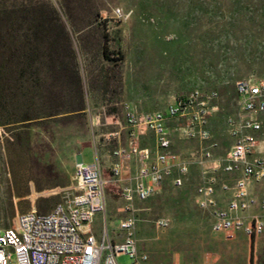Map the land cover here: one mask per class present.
<instances>
[{
    "label": "rangeland",
    "instance_id": "obj_1",
    "mask_svg": "<svg viewBox=\"0 0 264 264\" xmlns=\"http://www.w3.org/2000/svg\"><path fill=\"white\" fill-rule=\"evenodd\" d=\"M249 77L264 79V0H0V227L33 207L50 212L72 193L78 162L96 153L111 160L126 146L128 107L164 111L179 96L217 91L211 129L224 155L236 83ZM199 180L195 169L185 188L165 186L136 204V237L151 264H251L252 256L264 264V231L212 232L195 203ZM257 192L262 200L264 187ZM124 206L108 198L113 227L129 216ZM160 218L170 227L158 229ZM103 225L98 218L95 229Z\"/></svg>",
    "mask_w": 264,
    "mask_h": 264
},
{
    "label": "built area",
    "instance_id": "obj_2",
    "mask_svg": "<svg viewBox=\"0 0 264 264\" xmlns=\"http://www.w3.org/2000/svg\"><path fill=\"white\" fill-rule=\"evenodd\" d=\"M114 14L125 17L121 9ZM220 101L217 91L196 90L175 98L164 111L128 107L130 142L115 150L111 167L105 168L98 153L91 164L81 160L65 201L46 214L33 207L18 213L11 228L0 227V264H120L124 256L132 264H146L150 257L139 250L136 237V203L154 198L165 186L185 188L195 169L200 175L195 203L212 232L228 239L242 231L257 237L264 231V216L251 212L257 206L264 211V198L252 193L264 187V79L236 83L235 112L225 128L232 145L224 155H217L219 143L211 129ZM182 142L199 147L177 151ZM134 162L138 168L128 183ZM112 194L125 203L120 211L129 214L118 226L121 242L112 237L107 221ZM98 216L105 218L99 237L93 229ZM156 227L166 230L170 220L160 218Z\"/></svg>",
    "mask_w": 264,
    "mask_h": 264
},
{
    "label": "crops",
    "instance_id": "obj_3",
    "mask_svg": "<svg viewBox=\"0 0 264 264\" xmlns=\"http://www.w3.org/2000/svg\"><path fill=\"white\" fill-rule=\"evenodd\" d=\"M226 134H227V132H226ZM227 136H228V134H227ZM228 137H229V136H228ZM229 138H230V137H229ZM231 141H232V140H231ZM129 142H130L129 135H127V144H126V146L129 144ZM230 147H231V146H230ZM99 155H100V157H101L102 160H103V163H104V165H105V168H106V169H109V168L111 167L113 161L115 160V158L112 157V156H110V159H111V160H106V159H105L106 156H104V155L101 154V153H99ZM134 163H135V162H134ZM134 163H133V170H132V172H131L130 174H128V176L131 177L129 181H126V182H128V183L134 181V180H133V177H134V175H135V173H136V171H137V168H138V166L136 165V163H135V164H134ZM258 187H259V186H257L256 188L258 189ZM257 189H256V190H257ZM256 190L253 189L252 193L258 195V192H256ZM194 198L196 199V195H195ZM122 201H123V200H122ZM123 202H124V201H123ZM137 203H138V202H137ZM137 203H136V204H137ZM124 204H125V203H124ZM253 210H255V208L252 209V212H253ZM252 212H251V214H252ZM98 218H101V219H103V220L105 221V218H104L103 216H98ZM98 218L96 219L95 223L97 222ZM95 223H94V225H93V229H94L95 234L99 237L100 234H101V230H97V229H95ZM118 226H119V225H118ZM118 226H117V227H113L111 224H109V229L111 230L110 233H111L112 237L115 238V240H116L117 242H121V241L123 240V234H121V235H117V234H118ZM138 245H139V242H138ZM139 250H140L142 253H146V252H143V251H142L140 245H139ZM146 264H151V261L149 260V262L146 263Z\"/></svg>",
    "mask_w": 264,
    "mask_h": 264
},
{
    "label": "trees",
    "instance_id": "obj_4",
    "mask_svg": "<svg viewBox=\"0 0 264 264\" xmlns=\"http://www.w3.org/2000/svg\"><path fill=\"white\" fill-rule=\"evenodd\" d=\"M251 264H254V258H253V256H252V259H251Z\"/></svg>",
    "mask_w": 264,
    "mask_h": 264
}]
</instances>
